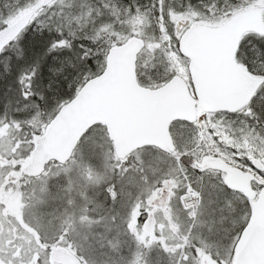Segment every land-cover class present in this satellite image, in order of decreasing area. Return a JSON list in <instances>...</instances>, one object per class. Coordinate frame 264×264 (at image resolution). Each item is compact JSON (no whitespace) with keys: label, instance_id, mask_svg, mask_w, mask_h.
Masks as SVG:
<instances>
[{"label":"rangeland","instance_id":"obj_1","mask_svg":"<svg viewBox=\"0 0 264 264\" xmlns=\"http://www.w3.org/2000/svg\"><path fill=\"white\" fill-rule=\"evenodd\" d=\"M39 1L37 0V3ZM164 1L162 0L163 17L161 19V16L157 14L156 24L154 23L158 28V38L151 35L153 38L150 37L139 59L138 82L142 87L155 90L165 86L172 78L180 77L188 84L194 96L188 61L180 56L178 42L166 34L167 27L174 32L175 26L164 18ZM154 11L158 13V9ZM236 12L238 10L231 12L230 15ZM192 17L197 18V15L192 14ZM161 23L164 24L162 28ZM143 27L146 28L141 20L138 24L125 26L118 36L119 40L124 42L131 35L147 40L148 35ZM26 107V105H19L14 114L26 112ZM201 113L204 122L200 120L194 124L193 130L187 132L185 130V134L184 131L179 134L181 137L190 139L191 133H196V147L191 153L195 160H199L204 155L218 156L230 165L240 167L245 161L264 157V130L249 120L248 110L237 115ZM212 121L218 123V132L215 129L209 131ZM14 128L22 136L20 137L21 142L17 144L9 138L10 134L15 135L17 132L10 133L7 125L0 121V175L4 178V185H0V203H3L9 212H17L20 209L17 192L21 189L20 185H24L25 177L20 173L19 164L29 158V133L24 135L17 129V126L14 125ZM174 132L177 133L178 128ZM92 143H94L93 146H99L96 151L101 158L100 165L90 161L94 159L95 154V149L89 148ZM12 152L16 156L15 160L11 158L13 157ZM168 164L174 166L172 162H167L160 153L148 150L138 152L128 160L119 162L105 130L100 127L92 130L67 167L63 169L50 167L45 177L52 175L63 179L67 174L68 178L63 182L64 184H57L55 188L50 183L54 178L48 179L49 187L52 193H58L66 198L70 197L74 201L77 217L83 216L85 219L80 221L83 227L79 229V235H74L73 239L78 240L87 233L92 237L93 248L82 251L61 247L54 250L73 254L80 259L83 257L82 262L87 261L88 264H139L140 257L141 264L145 262L147 264H174L181 254L194 252V249L181 247L185 243L183 238L187 236L189 243L195 244L200 249V254L196 257H200L203 253L201 249H204L226 262L240 236L241 229L248 220L246 210L238 209L244 207V203L239 202L235 196L229 198L232 208L229 205L222 209L217 208V214L216 209L211 211V204L207 210L201 208L202 216L197 214L196 227L191 231H189V224L192 221L185 216L184 205L193 204L197 207V202L191 200H196V196L183 202L178 211L165 212L163 215L164 211H162L159 219L163 218L165 224L162 235L167 240L165 246L169 250L164 251V246L154 241L159 238L158 236H153V234L150 239V231L145 228L139 218L143 217L145 208L151 203L153 194L163 182L160 180L161 177L170 179L179 177L175 174L178 167L175 165L174 171L165 166ZM183 172L185 174V171ZM258 179L264 185V177L259 175ZM60 181L62 180L56 179V183ZM111 183H114L113 186H110ZM25 185L30 189L38 187L39 183L26 182ZM102 186L110 187V192L106 194L111 200L102 202L105 207L95 205L93 202V199L101 197ZM96 204L99 203L96 202ZM221 212H223L222 215L219 214ZM171 231H174L173 235ZM150 241L155 243H148ZM172 249L175 251L173 252Z\"/></svg>","mask_w":264,"mask_h":264},{"label":"water","instance_id":"obj_2","mask_svg":"<svg viewBox=\"0 0 264 264\" xmlns=\"http://www.w3.org/2000/svg\"><path fill=\"white\" fill-rule=\"evenodd\" d=\"M55 1L40 0L35 8L1 29L0 53L19 38L40 11ZM263 15L264 0L219 25L198 24L185 32L181 26L179 52L189 60L196 98L180 77L156 90L140 86L137 61L146 46L144 39L133 36L122 45L111 47L103 73L87 81L35 140L24 174L38 178L50 163L67 164L82 138L95 126L105 129L116 157L124 160L144 148L171 154L175 150L171 125L194 123L199 109L229 114L243 110L251 104L264 79L242 68L236 56L245 34L264 37ZM211 168L226 174V187L242 194L251 210L231 264H264V187L255 192L253 174L230 169L220 159L208 160L201 166L203 171ZM252 168L264 173V159L262 163L253 160ZM50 257L60 264H82L77 257L58 250ZM200 264L219 263L204 254Z\"/></svg>","mask_w":264,"mask_h":264},{"label":"trees","instance_id":"obj_3","mask_svg":"<svg viewBox=\"0 0 264 264\" xmlns=\"http://www.w3.org/2000/svg\"><path fill=\"white\" fill-rule=\"evenodd\" d=\"M152 1L59 0L38 13L25 32L0 55V121L7 125L10 133L17 132L15 135L9 133L11 141L17 144L22 137L14 125L24 135L29 133V154L33 141L43 133L60 107L71 101L85 82L103 72L108 50L122 43L118 36L125 26L138 24L141 20L146 27L143 28L148 35L147 43L152 34L157 39L159 34L155 18L158 13H155ZM253 2L255 0H165L164 18L175 27L186 21L219 24L231 12L248 7ZM36 3L37 0H0V30ZM192 14H196L197 18H193ZM167 32L174 38L175 33L169 27ZM97 49L101 55H97ZM85 54L90 57L89 60L84 59ZM237 61L253 75L264 77V37L245 36ZM19 105H26L27 111L14 114ZM251 106L264 121V86ZM248 116L256 124L252 114ZM258 126L264 129V125ZM93 144L89 148L95 149V154L90 161L100 165L99 146ZM12 153L11 158L15 160L16 156ZM22 163H18L19 170ZM51 167L63 169L67 166L52 164ZM53 178L50 183L55 188L57 184H64L68 176ZM40 179L31 182L40 183ZM56 179L62 181L56 183ZM23 180L25 187L28 180ZM19 188L23 191L21 185ZM100 190L101 197L92 199L95 205L105 207L102 202L111 200L106 194L110 192V187L102 186ZM138 262L141 264V257Z\"/></svg>","mask_w":264,"mask_h":264},{"label":"snow or ice","instance_id":"obj_4","mask_svg":"<svg viewBox=\"0 0 264 264\" xmlns=\"http://www.w3.org/2000/svg\"><path fill=\"white\" fill-rule=\"evenodd\" d=\"M153 8L158 9V15L163 17L162 0H153ZM136 11L138 12L139 9ZM96 51L97 55H101L99 49ZM84 59L89 60L90 57L85 54ZM248 112L255 118L257 125H264L260 114L254 111L251 104ZM213 129L219 131L216 121L211 122L209 131ZM192 168L193 172L199 171L195 162ZM185 175L188 176L187 171ZM199 180H203L202 173ZM28 183L32 182L28 181ZM192 183L193 181L188 177V191L193 196L199 197L202 204L203 191L198 192L192 188ZM0 185H4L2 175H0ZM21 187L23 191L17 192L20 202V209L17 212H9L5 205L0 203V264H51L50 256L54 249L62 247L83 251L93 248L92 237L87 233L78 240L73 239L74 235H79V229L83 227L80 221L85 217H77L74 201L70 197L52 193L46 178L40 179L38 187L30 189ZM184 208L190 209L187 211V217L192 221L189 224V231H191L196 227L197 207L193 204H185ZM26 210L29 211L26 212ZM158 239L163 243V236ZM183 239L185 243L181 247L194 249V252L181 254L174 264H197L196 256L200 254V249L195 244L189 243L187 236ZM163 250L167 252L169 249L164 246ZM172 251L174 252L175 249ZM84 264L88 262L84 261Z\"/></svg>","mask_w":264,"mask_h":264},{"label":"flooded vegetation","instance_id":"obj_5","mask_svg":"<svg viewBox=\"0 0 264 264\" xmlns=\"http://www.w3.org/2000/svg\"><path fill=\"white\" fill-rule=\"evenodd\" d=\"M185 130L187 132L188 128L184 125H180L178 128L179 133L177 132L178 136H180L179 134L182 131H184V134H185ZM177 139L179 140L180 145H181L180 151L178 149L180 156L179 155L178 156L180 158L181 164L183 163L182 165L184 166L185 170H187L188 176H185L181 172V174L177 178L173 177L172 179H170L167 177H163L162 179H160L163 182L160 183V186L158 185L159 187L157 186L158 189L153 194L151 198V203L145 208V211H144L145 213L143 212L144 213L143 217L139 218L141 222L144 224L145 228L150 231V239H152L153 234H154L153 236H158L159 238L163 236L162 233L165 230L164 229L165 224H164L163 218L159 219L160 213L164 211L162 212V215H163V213L165 212L169 213L173 211H178V209L180 208V205L183 204V202L185 203V201H187L193 196L191 192L188 191V177H190L191 180L193 181L192 188L196 189L198 192L203 191L202 204L200 203V198L196 196L197 214L201 215V211H200L201 208L207 210V207L209 208V201L211 200H213V202L211 203V206H212L211 211H214V209L217 210V208L222 209V207H225L226 205H229L230 208H232V205H230V199H229L230 196H235L238 198L239 202L241 201L244 203V207L238 208L239 210L245 209L246 214L247 215L250 214V207H249L247 200L240 194L230 191L225 186L224 181H225L226 175L224 173L219 172L215 168H211L206 171L201 170V166L203 165V163L212 159L211 158L212 156L204 155L199 160H195L193 157V154L191 153L193 152L196 146L194 148H190V146L188 145L189 142L192 141V137L189 139V138L180 136V138H177ZM216 157L217 156H213V158H216ZM170 158H173V155L170 156ZM193 162L196 163L199 171L193 172V168L191 169V165H190V164H193ZM225 162L228 164V165L226 164V166H229L231 168L234 167L230 165L227 161ZM187 164H188V167L186 166ZM216 165L217 164H214L215 167ZM243 165L237 168L243 170L244 172L251 170L250 161H245ZM201 173L203 174L202 181L199 180ZM256 176L258 179V175ZM252 188L258 192L261 186L259 183L255 182L252 184ZM187 211L189 210L184 211L185 212L184 214L186 217H187ZM217 213H218V210L216 211V214ZM222 213L223 212L219 214L222 215ZM224 214L226 215L227 213H224ZM214 224L216 225V223ZM173 233L174 231H171L172 235ZM152 241H150V243H153ZM154 241L161 243L160 239H157ZM166 243H167V240L165 239L163 241V244H166ZM205 252H208V251H205Z\"/></svg>","mask_w":264,"mask_h":264},{"label":"bare ground","instance_id":"obj_6","mask_svg":"<svg viewBox=\"0 0 264 264\" xmlns=\"http://www.w3.org/2000/svg\"><path fill=\"white\" fill-rule=\"evenodd\" d=\"M198 119L202 120L204 122V118L202 117V113L201 112H199V114H198Z\"/></svg>","mask_w":264,"mask_h":264}]
</instances>
